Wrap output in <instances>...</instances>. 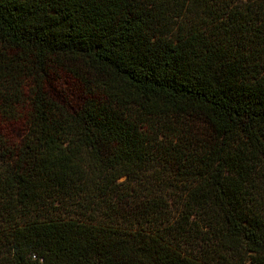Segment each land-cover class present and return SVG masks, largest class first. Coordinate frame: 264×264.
<instances>
[{"label":"trees","instance_id":"1","mask_svg":"<svg viewBox=\"0 0 264 264\" xmlns=\"http://www.w3.org/2000/svg\"><path fill=\"white\" fill-rule=\"evenodd\" d=\"M23 104L0 264H264V0H0Z\"/></svg>","mask_w":264,"mask_h":264},{"label":"rangeland","instance_id":"2","mask_svg":"<svg viewBox=\"0 0 264 264\" xmlns=\"http://www.w3.org/2000/svg\"><path fill=\"white\" fill-rule=\"evenodd\" d=\"M55 82L59 85V88L67 90L69 93L75 91V83L71 76L64 72H57L54 75ZM26 106H18L20 117L16 119H6L0 114V135L6 137L11 143H18L21 141L25 132V111Z\"/></svg>","mask_w":264,"mask_h":264}]
</instances>
